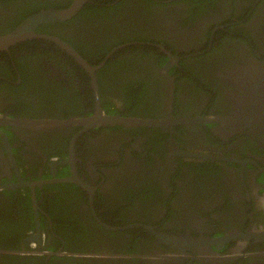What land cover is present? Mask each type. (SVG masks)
I'll list each match as a JSON object with an SVG mask.
<instances>
[{
  "label": "flooded vegetation",
  "instance_id": "flooded-vegetation-1",
  "mask_svg": "<svg viewBox=\"0 0 264 264\" xmlns=\"http://www.w3.org/2000/svg\"><path fill=\"white\" fill-rule=\"evenodd\" d=\"M72 2L0 0V38ZM6 45L0 264H264V0H87Z\"/></svg>",
  "mask_w": 264,
  "mask_h": 264
},
{
  "label": "water",
  "instance_id": "water-1",
  "mask_svg": "<svg viewBox=\"0 0 264 264\" xmlns=\"http://www.w3.org/2000/svg\"><path fill=\"white\" fill-rule=\"evenodd\" d=\"M86 1L87 0H73L72 4L69 7H67V8L44 9V10H41V11L31 15V17H29L15 31L7 34L3 38H0V46H4L5 44H7L6 46H8L11 43H15L17 41L22 40L24 37H27V36H30V35L33 36L34 32H35V27L39 23L48 22V21H61V20H65V19L69 18L70 16L74 15L75 13H77L81 9V7L83 6V4ZM69 50L76 57H78L79 60L83 61L79 57V54L76 51H74L70 46H69ZM83 63L86 64V62H84V61H83ZM89 69H92V68L90 67ZM92 76L93 77L95 76L94 73H92ZM94 85H95V83H94ZM104 117L107 120H111V121H127L128 120V119H125V118H119L118 116H114V115H107V116H104ZM134 121L135 122H144L143 120H140V119H135Z\"/></svg>",
  "mask_w": 264,
  "mask_h": 264
}]
</instances>
